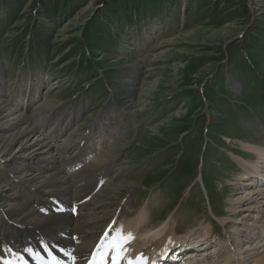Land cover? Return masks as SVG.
<instances>
[{
	"label": "rangeland",
	"instance_id": "rangeland-1",
	"mask_svg": "<svg viewBox=\"0 0 264 264\" xmlns=\"http://www.w3.org/2000/svg\"><path fill=\"white\" fill-rule=\"evenodd\" d=\"M48 1L0 0V100L8 104L9 114L22 113L38 132L31 115L16 111L8 97L14 93L22 99L27 84H40L43 96L34 113L56 108L64 110L63 118L70 111L68 118H76L68 123L77 124L73 138L89 130L103 139L108 134L103 144V140L97 143L102 145L96 150L92 172L79 174L94 181L78 193L84 202L91 201L112 180L107 197L94 199L104 200L99 201L104 206L98 209L99 215H108L118 200L136 196L140 205L132 215L141 210L151 213L148 230L141 232L144 223L137 224L136 241L142 233L169 222L176 234L199 238L207 227L211 234L223 236L216 247L219 252L207 251L213 259L205 260L202 253L194 258L198 264H225L233 251L243 252L244 258L253 255V247L263 241L249 237L248 228L264 221V196L259 194L262 188L244 189L243 181L234 187L244 169L237 168L233 156L246 149L255 156L251 160L252 155L244 154L246 159L259 160L244 143L264 150L257 145L264 142V0H231L232 4L220 0H64L51 10L44 8ZM4 133L0 126V134ZM46 145L50 151L40 155L47 164L42 166L54 175L60 168L54 150L60 146ZM12 149L0 151V228L13 221L12 213H16L11 207L16 188H11L12 179L4 174L3 166L25 182L33 175L28 176L29 161L22 153H16L13 162L3 158ZM116 153L121 156L117 160ZM22 165L24 170L17 171ZM100 166L114 170V178L108 176L103 188L87 195L95 188ZM61 171V176L67 174ZM63 178L54 182V196L44 189L46 194L37 179L23 202L33 209L36 206L29 202L35 197L39 199L35 203L44 201V196L70 202L75 191L69 187L66 194L57 195ZM87 210L96 211L89 206ZM124 211L119 212L122 221ZM63 214L67 212L57 214L56 219L73 218ZM85 218L77 220L82 223ZM224 218H229L226 227L221 223ZM133 219L128 224L135 225ZM103 225L97 224V231ZM240 234L247 235L241 239ZM37 240L33 238L32 243ZM136 241L139 250L149 248ZM229 243L234 249L225 254L223 246ZM125 255L120 264L131 254Z\"/></svg>",
	"mask_w": 264,
	"mask_h": 264
},
{
	"label": "bare ground",
	"instance_id": "bare-ground-1",
	"mask_svg": "<svg viewBox=\"0 0 264 264\" xmlns=\"http://www.w3.org/2000/svg\"><path fill=\"white\" fill-rule=\"evenodd\" d=\"M9 110H10V108L8 107V104L5 101L0 100V126H1V129L5 132L3 135L0 134V151H3V152L6 151V153H7L8 148L13 147V149L11 151H9L10 155H8V156L5 155V157L3 155V158H5L6 160L11 161V162L15 161L18 158L17 155H19V153H22V155H21L22 158H24V159L27 158V160L29 161V163L27 162L29 164V166H27L28 167L27 172L29 173L28 176H30V173H32L33 175H31V177H29V179L26 178L28 181V182H26V184H22L23 181H21V180H19L18 182L15 183L16 195L14 197H12L14 203L11 204V207L13 210H15L14 212H16V213L15 214L12 213V216H14L13 221L8 222L5 226L3 225L0 228V243L4 239H6L7 241H10L11 243L15 242V243H19L20 245H25L26 239L30 235L24 236L23 239H20V240H18L17 237L22 235V234H27L29 232L39 233V236L35 237L36 239H39L40 237H45L46 239H48L53 244L61 243L62 241H66L67 239L63 235H61L60 237L57 235L53 236V235H51V232H54V233L60 232V233L71 234V232L77 231L78 234L79 233L81 234L80 235L81 237L82 236L86 237V238L91 237L92 239H94L95 236L98 235L101 231V230L97 231V227H98L97 224H99V223L102 224L103 222H105V219L107 216V214H105V213L99 215V213H100L99 211L101 209H103L104 206L101 205L102 203L99 204L100 200L96 201L94 199H98L100 197H103V195H104L103 198L107 197L106 196L107 190L109 189V188L107 189V186L110 185L109 183L112 180L107 183L106 190L102 191V193L100 195H99V193H97L95 195V198H93L91 201L84 202V200H83L84 198L82 197L81 193H78V192L74 193V198L69 202L70 203L69 205L73 206L75 209H77L78 211H82V212H83V210H87L88 206H89V208H92V210L96 209V211L93 214L88 213L89 211L87 213H84V214L81 213L76 217V219L72 218L71 220H69V217L67 216L68 213L66 215L63 214V215L68 217L67 221L65 220V218L64 219L63 218L56 219L58 217L54 214H49V216H45L41 213H38L35 209H33V207L31 208L30 206L26 205V202L24 203L22 198L27 196V190H34L31 183L37 184L36 180L39 179V183L43 187V191H44V189H46L50 193V195L54 196V192H55L54 182L59 181V178H62L64 176V178L61 179L62 180L61 183L59 182L60 184H62V186L60 189L57 190V195L66 194V192L68 190L67 187H69V185L66 184V178L68 176L66 173H64L66 175L61 176L62 174L60 175V172H62V171L60 170L59 167H58V170L55 173H53L54 175H52L51 170L53 169V165H52V169L50 170L51 172H47L48 174L43 176V177L40 176L39 173H37V171L29 172V170H31L30 164L33 163V161H34V163L41 162L40 165L44 164L43 161H41L42 157H40V155L45 154L46 152H49L50 150L48 148V145H46L47 143L44 142V139L42 137H39L36 135L37 131H35V127H34V125H32V122H31V125L28 123V120H29V119H27L28 117L24 116L20 112H19V114L10 115ZM12 110H13V108H12ZM39 111H40V109H39ZM40 136H41V134H40ZM102 140H103V137L100 136L99 138H95V137L91 138L90 142H92V144H94L93 146H98V144ZM244 146L247 148V150L252 148V150H254L255 153L257 154L259 160L252 162L246 158H242V157H239L237 155L233 156L235 158V161L244 169V172H242V174L244 173L243 174L244 177L242 178L243 180H244V178L249 177L248 174L253 176V174L258 173V168H260V166H262V164H264V150L263 149L255 148L256 146L249 144V143H244ZM39 149H41V150H39ZM58 150H60V149H56L54 151H58ZM16 153H18V154L16 155ZM87 153L91 154V150H88ZM14 154L16 156H13ZM67 160H71V159L68 157ZM30 161H32V162H30ZM45 161L47 163H51V162L54 163L53 160L46 159V158H45ZM23 162H21V163H23ZM15 163H14V165H15ZM58 163H59V161H58ZM44 165H47V164H44ZM54 165H55V163H54ZM92 166H93V163L91 162V164L88 165V167H86V168L83 167L81 171L76 173V175H79L82 171H87V174L91 173L92 172V170H91ZM48 169H49V167H48ZM18 173L21 174L22 172H18ZM26 175H27V173H26ZM257 178L262 179V178H264V176L259 175V176L255 177V179H257ZM245 182L246 181H243V183H245ZM24 185L27 186V189L23 188ZM63 185L66 188L64 189V192L62 193ZM57 188H59V187H57ZM112 188H110V189L112 190ZM40 189H41V187H40ZM114 189H115V187H114ZM109 191L110 190H108V192ZM44 192L46 194H48L46 191H44ZM91 192L92 191L87 192V195ZM69 194L72 195V193H69ZM37 195H39V194H37ZM69 197H71V196H69ZM69 197H66V198H69ZM34 199L37 200L38 198L35 197ZM248 199H250V198H248ZM63 201H65V200H63ZM100 202H104V200H102ZM249 203L252 204L251 200L249 201ZM31 206H33V205H31ZM35 206H36V208H39L37 205H35ZM81 206H84V208L80 209L79 207H81ZM16 208H17V210H16ZM98 209H99V211H98ZM233 210H235V208H232L231 212ZM9 211H11V210H9ZM91 212H93V211H91ZM59 215H61V214H59ZM231 216H233V215H231ZM84 218L86 220L83 221L82 223L77 220V219H84ZM122 218L123 217H120V215H118V219L120 221H122ZM145 218H146V213L144 211H142L141 213L138 214V216L135 219H133L134 220L133 223L135 225L128 224V221L126 224V222H124L125 220H123L122 221L123 223L119 224L120 229L117 231V233L120 236H125V235H129V234L131 235L133 233L137 234V232H135V230H137V224H143ZM11 219H13V218H9V220H11ZM87 219H89L90 221H87ZM228 219L229 218L221 219L222 225H225L224 222ZM254 224L256 225V223H254ZM16 227H18V228H16ZM66 227H68V228H66ZM254 228H256V229L260 228L261 234L264 235V221L261 222L259 225H256ZM169 229H170V231H172V226L170 225L169 222H167L163 226L159 227L158 229H156L152 232L147 231L145 233H142L141 235H139V240L142 242L143 245H149V248L153 247V246L159 247V246H161V244L165 240L173 239V235H171L172 233H166V231ZM10 232H12V235L7 237V234ZM209 234H210V232L207 229V227L202 228V233H201V235H199V238L205 237ZM101 235L102 234L100 233L99 236H101ZM182 239H186V238L185 237L178 238L177 240L179 241ZM139 240H137V241H139ZM68 241H70V240H68ZM261 241H263L262 244L258 245L257 247L256 246L253 247V250H254V253H252L253 255H248L246 258H244V257H241L243 252L236 254L233 251L229 256H227L225 264H251V263L252 264H264V238H262ZM193 242H200V241L194 240ZM8 247H9V251L4 252V254L0 255V264H6L8 259L5 258V255L9 254L10 252L13 251V253H15V254L19 253L18 250H13L15 248V246L8 245ZM76 247H77V245H76ZM149 248H146L145 250H147ZM259 248H263L261 252H258ZM76 249H77V251H79V248H76ZM126 249H127V247H126ZM129 249L130 248L128 246L127 252ZM228 251H231L230 248ZM125 256L126 255H124L123 258H125ZM3 258H5V259H3ZM131 259H132L131 255L129 257H126L124 264H128V261H130ZM25 262L28 264H36L35 262L30 261L27 257L25 258ZM197 264H198V261H197Z\"/></svg>",
	"mask_w": 264,
	"mask_h": 264
},
{
	"label": "snow or ice",
	"instance_id": "snow-or-ice-1",
	"mask_svg": "<svg viewBox=\"0 0 264 264\" xmlns=\"http://www.w3.org/2000/svg\"><path fill=\"white\" fill-rule=\"evenodd\" d=\"M130 239H132L131 235L128 236H118L113 238V241L105 250V253L102 254L99 264H107V253H112V264H120V261L123 259L124 252L122 250L123 245L127 243ZM6 264H10V262H6ZM92 264H97V261L93 260ZM128 264H134L133 261H128Z\"/></svg>",
	"mask_w": 264,
	"mask_h": 264
},
{
	"label": "trees",
	"instance_id": "trees-1",
	"mask_svg": "<svg viewBox=\"0 0 264 264\" xmlns=\"http://www.w3.org/2000/svg\"><path fill=\"white\" fill-rule=\"evenodd\" d=\"M69 1V0H68ZM113 1H118V0H113ZM120 1V0H119ZM121 2V1H120ZM220 2H222V3H225V4H229V3H231L232 4V2H231V0H220ZM59 3L61 4V3H65V1L64 0H49L48 2H47V5L44 7L45 9H49V10H51L52 8H58V5H59ZM238 4V3H237ZM241 4V6H243V8L246 10V8L244 7V4L243 3H240ZM124 5H125V3H124ZM111 9L112 10H114L115 9V7H111ZM124 18H126V17H124Z\"/></svg>",
	"mask_w": 264,
	"mask_h": 264
}]
</instances>
